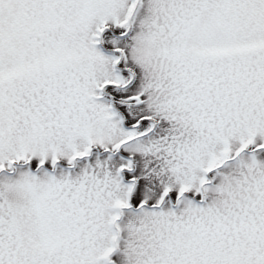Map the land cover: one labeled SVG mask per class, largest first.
<instances>
[{"label": "snow or ice", "instance_id": "snow-or-ice-1", "mask_svg": "<svg viewBox=\"0 0 264 264\" xmlns=\"http://www.w3.org/2000/svg\"><path fill=\"white\" fill-rule=\"evenodd\" d=\"M0 264H264V0H0Z\"/></svg>", "mask_w": 264, "mask_h": 264}]
</instances>
